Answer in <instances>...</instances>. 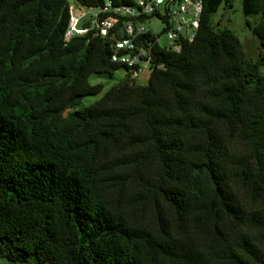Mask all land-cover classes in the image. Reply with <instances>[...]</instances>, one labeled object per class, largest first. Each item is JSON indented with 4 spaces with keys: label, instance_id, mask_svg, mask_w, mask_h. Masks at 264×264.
<instances>
[{
    "label": "trees",
    "instance_id": "16d2710c",
    "mask_svg": "<svg viewBox=\"0 0 264 264\" xmlns=\"http://www.w3.org/2000/svg\"><path fill=\"white\" fill-rule=\"evenodd\" d=\"M103 1L0 0V264H264V0H241L257 60L204 0L192 42L105 91L110 37L64 39Z\"/></svg>",
    "mask_w": 264,
    "mask_h": 264
},
{
    "label": "built area",
    "instance_id": "2783aa9c",
    "mask_svg": "<svg viewBox=\"0 0 264 264\" xmlns=\"http://www.w3.org/2000/svg\"><path fill=\"white\" fill-rule=\"evenodd\" d=\"M204 0H132L118 5L104 0L98 8L68 4V22L64 39L87 32L110 37V61L124 70L130 79L142 71L161 69L155 62L154 48L181 51L192 42L199 28ZM151 17L163 23L160 33L145 24Z\"/></svg>",
    "mask_w": 264,
    "mask_h": 264
},
{
    "label": "rangeland",
    "instance_id": "374dc122",
    "mask_svg": "<svg viewBox=\"0 0 264 264\" xmlns=\"http://www.w3.org/2000/svg\"><path fill=\"white\" fill-rule=\"evenodd\" d=\"M260 18V14L244 16L241 8V0H227V4L222 1L216 12L212 14L211 24L214 30L230 29L238 37L245 57L255 61L263 52L258 38L252 32V27L259 22ZM246 21L250 23V26H247ZM145 25L151 28L154 33H160L163 28V23L156 17H151ZM259 71L261 74H264V65L260 66ZM124 74L125 72L121 68L115 70L111 77L102 73H92L88 81L90 83H103L105 91L110 86L118 83ZM148 76V71H142L135 80L137 83H145ZM98 97H85L82 101V106L90 104Z\"/></svg>",
    "mask_w": 264,
    "mask_h": 264
}]
</instances>
